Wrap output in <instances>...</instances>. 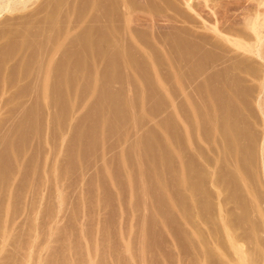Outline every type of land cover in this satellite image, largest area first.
<instances>
[{
  "label": "rangeland",
  "instance_id": "374dc122",
  "mask_svg": "<svg viewBox=\"0 0 264 264\" xmlns=\"http://www.w3.org/2000/svg\"><path fill=\"white\" fill-rule=\"evenodd\" d=\"M60 1L0 17V264H264V39L223 41L262 7Z\"/></svg>",
  "mask_w": 264,
  "mask_h": 264
},
{
  "label": "bare ground",
  "instance_id": "6f19581e",
  "mask_svg": "<svg viewBox=\"0 0 264 264\" xmlns=\"http://www.w3.org/2000/svg\"><path fill=\"white\" fill-rule=\"evenodd\" d=\"M31 0H0V17H2V16H4V14H7L8 12L10 13V12H13V11H21L22 9H24L25 10V8L27 7V5H28V2H30ZM32 1H34V0H32ZM60 1V0H59ZM97 1V0H96ZM257 4V6H261L262 7V12L261 13H259V12H257V13H255V14H253L254 16L253 17H250L248 20H247V18H244V21L243 22H245L244 24H242L244 27H245V29L248 31H250V34L248 35V37H250V39L249 38H247V39H249L248 41H246L245 39V41H243L242 39H240V37L239 38H231L230 36H227V35H225L224 37H223V41L224 42H226V43H228V44H230V46H233L234 48H236V49H239V50H241V51H244V52H246V53H254V54H256V57L257 56H259L260 58H263V55H262V53H261V51H260V48L263 46V39H264V0H254ZM57 2V1H56ZM55 2V3H56ZM92 2V1H91ZM185 2H186V0H185ZM254 2V3H255ZM32 2H30V4H31ZM61 3V1L60 2H57V4H60ZM94 3H95V1H94ZM96 4V3H95ZM203 4H205V1H204V3ZM47 5V4H46ZM56 5V4H55ZM130 5V4H129ZM75 6V5H74ZM48 7V6H47ZM186 7H188V9H192V8H190V4H188V2H187V4H186ZM52 8V7H51ZM257 8V7H256ZM129 9V8H128ZM187 9V8H186ZM43 10V9H42ZM86 10V9H85ZM18 11V12H19ZM50 11V10H49ZM48 11V12H49ZM74 11V10H73ZM83 11V10H82ZM194 11V10H193ZM258 11H259V9H258ZM17 12V13H18ZM46 12V11H45ZM44 12V13H45ZM67 12V11H66ZM72 12V11H71ZM128 12V11H127ZM248 12V11H247ZM8 13V14H9ZM16 13V12H15ZM43 13V12H42ZM50 13V12H49ZM48 13V14H49ZM54 13V12H53ZM84 13V12H83ZM60 14V13H59ZM68 14V13H67ZM67 14H66V16H67ZM72 14V13H71ZM194 14H196V12L194 13ZM198 14V13H197ZM12 15V14H11ZM40 15V14H39ZM54 15V14H53ZM53 15H51L50 14V16H49V20H51L50 19V17L51 16H53ZM83 15V14H82ZM9 16V15H8ZM13 16V15H12ZM44 16H47V14H45ZM78 16V15H77ZM84 16V15H83ZM189 16V15H188ZM249 16H250V14H249ZM248 16V17H249ZM252 16V15H251ZM17 17V16H16ZM48 17V16H47ZM46 17V18H47ZM54 17L55 16H53V18H52V23H53V19H54ZM71 17V16H70ZM81 17V16H80ZM3 18V17H2ZM1 18V19H2ZM43 18V20H41L42 22L44 21V17H42ZM41 18V19H42ZM45 18V19H46ZM68 18V17H67ZM83 18V17H82ZM81 18V19H82ZM12 19V18H11ZM17 19V18H16ZM19 19V18H18ZM36 19V18H35ZM39 19V18H38ZM38 19H36V20H38ZM58 19V18H57ZM61 19V18H60ZM10 20V19H9ZM27 20V19H26ZM32 20H33V18H32ZM47 20V19H46ZM45 20V21H46ZM66 20V19H65ZM246 20V21H245ZM3 21V20H2ZM5 21V20H4ZM19 21V20H18ZM20 22V21H19ZM26 22V21H25ZM38 22V21H37ZM47 22V21H46ZM44 23V25L45 24H47L48 26H51V24L49 25L48 23H49V21H48V23ZM51 22V21H50ZM67 22V21H66ZM66 22H65V24H66ZM203 22V21H202ZM4 23V22H3ZM15 23V22H14ZM41 23V22H40ZM55 23V22H54ZM205 23V22H204ZM18 24V23H17ZM16 24V25H17ZM20 24V23H19ZM42 24V23H41ZM57 24V23H56ZM5 25H7V24H5ZM12 25H13V23H12ZM15 25V24H14ZM38 25H40V24H37V26H36V28H39L38 27ZM53 25V24H52ZM8 26V25H7ZM19 26V25H18ZM203 26V25H202ZM9 27V26H8ZM23 27V26H22ZM62 27V26H61ZM15 28H17V27H15ZM15 28H14V30H15ZM47 28V27H46ZM51 28V30H52V28L53 27H50ZM68 28V27H67ZM2 29V28H1ZM4 29V28H3ZM9 29V28H8ZM30 29V28H29ZM32 29V28H31ZM40 29V28H39ZM39 29L37 30V32L39 31ZM61 29V28H60ZM206 29H208V28H206ZM211 29H213V31H215V28H213V26L211 27ZM226 29V28H225ZM4 30H6V29H4ZM4 30H2V31H4ZM10 30V29H9ZM41 30V29H40ZM42 30H44V29H42ZM67 30H69V28L67 29ZM2 31L0 30V33H1V36H3L2 35ZM8 31V30H7ZM6 31V32H7ZM45 31H46V29H45ZM48 31H49V27H48ZM47 31V32H48ZM63 31V30H62ZM210 31V30H209ZM212 31V30H211ZM5 32V31H4ZM3 32V34H5ZM12 32V31H11ZM10 32V33H11ZM31 32V31H30ZM40 32V31H39ZM50 32V31H49ZM52 32V31H51ZM64 32H66V31H64ZM216 32V31H215ZM231 32V31H230ZM8 33V35H9V32H7ZM19 33V32H18ZM41 33V32H40ZM59 33V32H58ZM61 33V32H60ZM217 33V32H216ZM221 32H218V34H220ZM228 33H229V31H228ZM39 34V33H38ZM47 34V33H46ZM67 35L69 34L68 33V31H67V33H66ZM215 34V33H214ZM222 34V33H221ZM22 35V34H21ZM25 35V34H24ZM29 35V34H28ZM40 35V34H39ZM56 35V34H55ZM61 35V34H60ZM62 35H65L64 33L62 34ZM61 35V36H62ZM243 35H244V33H243ZM252 35V36H251ZM17 36V35H16ZM34 36V35H33ZM41 36V35H40ZM220 37H221V35H219ZM7 37V36H6ZM15 37V36H14ZM32 37V36H31ZM31 37H29V38H31ZM38 37V36H37ZM52 37V36H51ZM83 37V36H82ZM90 37V36H89ZM105 37V36H104ZM237 37V36H236ZM20 38H22V37H20ZM27 38V37H26ZM25 38V39H26ZM45 38V37H44ZM56 39H57V37H55ZM63 38H65V37H63ZM10 39V38H9ZM15 39V38H14ZM38 39V38H37ZM53 39V41L55 40V42H57L56 41V39H54V38H52ZM52 39H51V41H52ZM81 39V38H80ZM89 39V38H88ZM88 39H86V43H87V45H89L88 44V42H87V40ZM101 39V38H100ZM21 40V39H20ZM23 40V39H22ZM32 40V39H31ZM43 40V39H42ZM48 40H50V38L48 39ZM60 40H62V39H60ZM60 40H58V41H60ZM221 40V39H220ZM25 41V40H24ZM24 41H20V46H21V44L23 45L24 44ZM35 41V40H34ZM44 41V40H43ZM53 41L52 42H50V46L53 48L54 47V43H53ZM94 41H95V39H94ZM218 41V40H217ZM17 42V41H16ZM98 42V41H97ZM26 43H27V40L25 41V47H27L26 46ZM85 43V44H86ZM93 43V42H92ZM106 43V42H105ZM29 44V43H28ZM31 44V43H30ZM47 44V43H46ZM62 44V43H61ZM64 44V43H63ZM91 44V43H90ZM98 44V43H97ZM41 45V44H40ZM56 45V44H55ZM68 45V44H67ZM87 45H85V46H87ZM93 45H95V44H93ZM57 46H60V42L58 43V45ZM14 47V46H13ZM24 47V48H25ZM37 47V46H36ZM46 47V46H45ZM51 47H49V48H51ZM87 47H89V46H87ZM87 47H85V48H87ZM91 47H93V46H91ZM116 47V46H115ZM40 48V47H39ZM48 48V50H46V52H48L49 50V52L48 53H50L49 55H48V53H46L48 56H49V58H48V60H51V58L52 57H50V56H53L54 55V52H56L54 49H49ZM58 48V47H57ZM56 47H55V49H57ZM90 48V47H89ZM119 48V47H118ZM27 48H25V50H26ZM262 49V48H261ZM23 50V49H22ZM21 50V51H22ZM38 50V49H37ZM45 50V49H44ZM52 50H54L53 52H52ZM126 50V49H125ZM30 51V50H29ZM20 52V51H19ZM36 52V51H35ZM52 52V53H51ZM82 52H84V51H82ZM94 52V51H93ZM127 52V51H126ZM22 53H24V52H22ZM42 53H44V52H42ZM67 53V52H66ZM87 53V52H86ZM17 54H18V51H17ZM45 54V53H44ZM51 54H53V55H51ZM111 54V53H110ZM119 54V53H118ZM117 54V55H118ZM27 56H28V54H26ZM47 55H45V57L47 56ZM13 56V55H12ZM20 56H21V54H20ZM47 56V57H48ZM78 56V55H77ZM85 56V55H84ZM99 57H100V55H98ZM131 56V55H130ZM9 57H11V56H9ZM15 57V56H14ZM46 57V58H47ZM87 57V56H86ZM85 57V58H86ZM115 57V56H114ZM119 57V56H118ZM127 57V56H126ZM2 58V57H1ZM20 58H22V56L20 57ZM107 58V57H106ZM131 58V57H130ZM80 59H83V58H80ZM87 59V58H86ZM122 59V58H121ZM124 59H125V57H124ZM4 60V59H3ZM25 60V59H24ZM31 60V59H30ZM32 60H33V58H32ZM88 60V59H87ZM94 60V59H93ZM126 60V59H125ZM132 60H134V59H132ZM11 61V60H10ZM15 61V60H14ZM14 61H13V63H14ZM22 60L21 59H18V63L19 62H21ZM63 61V60H62ZM83 61V60H82ZM128 61V60H127ZM127 61H125V62H127ZM1 62V61H0ZM6 62V61H5ZM29 62H31V61H29ZM43 62V61H42ZM48 63H51V62H49V61H47ZM55 62V61H54ZM67 62V61H66ZM81 62V61H80ZM84 62H85V60H84ZM91 62H92V60H91ZM95 62H96V60H95ZM124 62V63H125ZM129 62H130V60H129ZM16 63H17V61H16ZM17 63V64H18ZM22 63V62H21ZM56 63V62H55ZM90 63V62H89ZM33 64V63H32ZM41 64V63H40ZM45 64L47 65V67L50 69V66H48V64L45 62ZM54 64V63H53ZM83 64V63H82ZM86 64V63H85ZM128 64V63H127ZM237 64V63H236ZM22 65V64H21ZM20 65V66H21ZM26 65H28V64H26ZM35 65V64H34ZM42 65V64H41ZM46 65H44V66H46ZM56 65V64H55ZM64 65V64H63ZM124 65V64H123ZM4 66V65H3ZM2 66V67H3ZM18 66V65H17ZM16 66V67H17ZM20 66H18V67H20ZM14 67V66H13ZM46 67V68H47ZM58 67V66H57ZM1 68V67H0ZM4 68H5V66H4ZM20 68H22V67H20ZM43 68V67H42ZM54 68V67H53ZM60 68V67H59ZM39 69V68H38ZM37 69V70H38ZM41 69V68H40ZM20 70V69H19ZM46 70V71H45ZM44 71V74L45 75H47V72H49L48 71V69H45ZM52 71H54L53 69H52ZM4 73V72H3ZM51 74H53L52 72H50ZM8 74H11V73H8ZM39 74V73H38ZM43 74V75H44ZM36 75V74H35ZM40 75H41V73H40ZM41 76L42 78H43V80H42V78L40 79V82L39 83H42V85H41V89H39V91L41 92V91H45V93H43L44 95L46 94V92H47V89L46 88H48V85H47V87H46V84H50L49 82H48V78H47V80H46V76L44 75V76ZM8 76V75H7ZM48 76H49V74H48ZM6 77V76H5ZM66 77H68V76H66ZM11 78V77H10ZM93 78H95V77H92V79ZM2 79V78H1ZM5 79V78H4ZM8 79V78H7ZM41 80H42V82H41ZM50 80H51V78H50ZM49 80V81H50ZM67 80H68V78H67ZM55 81V80H54ZM3 82V81H2ZM5 82V81H4ZM48 82V83H47ZM12 83V82H11ZM52 83H53V81H52ZM67 83V82H66ZM4 84V83H3ZM64 85H65V82H64ZM43 86V87H42ZM52 86V85H51ZM261 85H259V87H260ZM5 87H7V85L5 86ZM49 87H50V85H49ZM46 89V90H45ZM4 91V90H3ZM50 91V90H49ZM52 93H53V91H52ZM51 93V94H52ZM41 95H42V93H40ZM57 94V93H56ZM38 95V94H37ZM47 95V94H46ZM45 97V96H44ZM47 98V97H46ZM197 119V118H196ZM200 122V121H199ZM191 123V122H190ZM221 124V123H220ZM223 124V123H222ZM214 126V125H213ZM218 128V127H217ZM232 129V128H231ZM224 131V130H223ZM219 132H221L222 133V128H221V131H219ZM226 132H227V129H226ZM225 134V133H224ZM236 134V133H235ZM218 135V134H217ZM229 135V134H228ZM232 135V134H231ZM231 135H229V136H231ZM228 136V137H229ZM223 137V136H222ZM233 137V136H232ZM227 138V137H226ZM233 139V138H232ZM221 140V139H220ZM230 140V139H229ZM185 141H187V140H185ZM234 141V140H233ZM221 142V141H220ZM229 142H231V141H229ZM233 143H235V141L233 142ZM233 143H230V144H233ZM224 144V143H223ZM186 145H188V144H186ZM227 146L229 145L228 143L226 144ZM227 146L225 147L226 148V150L225 151H227ZM231 146V145H230ZM237 147V146H236ZM186 148H187V146H186ZM230 148V147H229ZM228 148V149H229ZM239 149V148H238ZM230 150V149H229ZM233 150V149H232ZM237 150V149H236ZM225 151H223L224 153H225ZM169 152V151H168ZM233 152H234V150H233ZM229 153L231 154L232 153V151L230 152L229 151ZM228 153V154H229ZM236 153V152H235ZM239 153V152H238ZM241 153V152H240ZM187 154V153H186ZM220 154V153H219ZM226 154H227V152H226ZM225 154V155H226ZM219 156V155H218ZM230 156H232V154L230 155ZM233 156H235V155H233ZM232 156V157H233ZM235 157H237V156H235ZM172 158V157H171ZM186 159V158H185ZM235 159V158H234ZM237 159V158H236ZM236 159H235V161H236ZM238 160H239V158H238ZM237 160V161H238ZM189 161V160H188ZM217 161V160H216ZM240 161V160H239ZM224 163H225V161H223ZM204 163V162H203ZM237 164V163H236ZM192 165V164H191ZM229 165V164H228ZM246 165V164H245ZM194 166V165H193ZM203 166V165H202ZM209 166V165H208ZM239 166V165H238ZM188 167H190V166H188ZM187 167V168H188ZM187 168H185L184 170H185V176H184V174H183V177L184 178H182L181 179V181L180 182H182V180H183V188H185L186 190H187V192H188V194H190L189 196L192 198V196L193 197H195L196 196V194H198V186H196V183H195V185L194 184H192V183H190V182H192V180H190L189 181V175L187 174V172H189L190 173V170L188 171V169ZM212 168V167H211ZM210 169V168H209ZM226 169V168H225ZM237 169L238 168H236V171H237ZM235 170V169H234ZM216 171V170H215ZM200 172V171H199ZM240 172V171H239ZM210 173V172H209ZM242 173H244L243 171L241 172V175H239L238 174V172H237V174L242 178V176H243V178H244V175L242 174ZM218 174V173H217ZM245 174V173H244ZM247 174V173H246ZM239 176H238V178H239ZM246 176V175H245ZM216 177V176H215ZM180 178H181V176H180ZM223 178V177H222ZM231 178V177H230ZM233 178H235V177H233ZM237 178V179H238ZM241 178H239V179H241ZM201 179V178H200ZM196 180V179H195ZM215 180H217V178L215 179ZM219 180V179H218ZM241 181H242V179H241ZM245 181V180H244ZM194 182V181H193ZM196 182V181H195ZM244 183V182H243ZM179 184V183H178ZM182 184V183H181ZM197 185H199V183H197ZM200 186V185H199ZM246 186V185H245ZM216 187V186H215ZM221 187V186H220ZM201 188V187H200ZM184 189V190H185ZM205 190V189H204ZM186 192V191H185ZM197 192V193H196ZM207 192V191H206ZM217 192V191H216ZM199 193H200V191H199ZM188 194H186V196L188 195ZM212 194V193H211ZM224 194V193H223ZM188 196V197H189ZM218 196V195H217ZM215 198V197H214ZM187 199V198H186ZM189 199V198H188ZM187 199V200H188ZM201 199V198H200ZM205 199V198H204ZM184 200V199H183ZM182 200V201H183ZM189 200H191V199H189ZM205 200H207V199H205ZM186 201V200H185ZM185 201H183V203H185ZM195 201V200H194ZM212 201V200H211ZM180 202V201H179ZM191 202V201H190ZM189 202V203H190ZM197 202V201H196ZM195 202V203H196ZM200 202V201H199ZM195 203H193V206L195 205H197V203L195 204ZM186 204V203H185ZM188 204V203H187ZM199 204H201V203H199ZM183 206V205H182ZM186 206V205H185ZM188 206V205H187ZM194 206V207H195ZM191 207H192V205H191ZM190 207V208H191ZM194 207H192L193 209H194ZM197 207V206H196ZM195 207V208H196ZM198 208H199V206H198ZM182 210L180 211L181 213V215H182V218L184 219L185 218V221H187L188 223L190 222V220L191 219H188L189 217H190V213H191V211H190V209H189V206H188V208L187 207H182L181 208ZM197 209V208H196ZM192 212H194V211H192ZM197 216V215H196ZM194 218H195V216H194ZM198 218V217H197ZM193 219V218H192ZM189 220V221H188ZM226 221V220H225ZM190 224V223H189ZM192 224H194L193 223V220H192ZM227 224V223H226ZM190 226H192V225H190ZM194 226V225H193ZM194 228V230H195V227H193ZM196 231V230H195ZM197 233V232H196ZM195 233V234H196ZM186 236V235H185ZM192 236V235H191ZM198 236V235H197ZM187 237V236H186ZM199 238V237H198ZM193 241V240H192ZM239 263V262H238ZM237 263V264H238ZM239 264H253L252 262H250V261H247V260H242V258H241V262L239 263Z\"/></svg>",
  "mask_w": 264,
  "mask_h": 264
}]
</instances>
